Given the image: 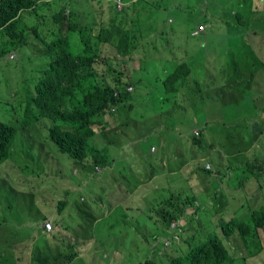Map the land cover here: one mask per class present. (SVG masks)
<instances>
[{
  "label": "trees",
  "instance_id": "1",
  "mask_svg": "<svg viewBox=\"0 0 264 264\" xmlns=\"http://www.w3.org/2000/svg\"><path fill=\"white\" fill-rule=\"evenodd\" d=\"M87 1L84 6L89 11L86 14L90 20L80 16L81 11L77 9L84 8L83 0H0V59L26 47L32 37L43 43L49 55V64L27 100L26 120L13 124L0 120V166L10 160L19 132L31 135V127L35 123L47 120L49 140L58 154L73 160L76 174L82 171L84 179L88 177L94 181L95 175L101 176L103 169L111 170L115 164L108 148L99 149L92 145L91 141L96 136L100 135L112 146L114 138L109 139L108 130L111 127L115 135L123 139L122 143L125 141L122 149V145L118 144L115 148L124 150L132 144L135 154V144L146 134L139 132L143 121L133 124V111L141 120L153 118L156 123L163 119L164 125L156 135L164 159L165 153L166 161L168 156L184 159L180 166L175 165L182 169L181 172H168L167 169L174 170L176 167L166 168L163 164L168 181L166 186L173 183V187L179 186L178 190L170 187V196L161 198L160 202L153 199L154 204L159 202L158 214L163 218L158 220L163 222L165 229L179 234L184 229L183 240L174 246L177 250L184 247L187 253L182 259L172 258L170 264H234L238 262L239 250L233 251L228 244H224V239L229 240L236 235L241 245L248 249L250 257L260 256L264 251V242L260 237V232L264 230V192L259 193L258 199L253 195L252 202L246 203L247 214L241 212L240 217L230 222L220 220L219 225L213 226L215 221L211 207L216 212L218 208L206 199L211 193L203 180L214 185L215 198L220 200L225 193L222 180H226L230 189L236 187L235 181L229 178L226 166L239 169L242 175L255 180L264 190V154L260 146L254 148V159L246 163H240L234 153L236 148L258 143L261 130L258 124L249 125L246 109L252 110V118L256 101L248 88L251 90L256 84L255 74L264 69V64L255 52L244 49V37L259 35L254 32L256 30L264 31V0H241L239 4L233 1L229 5L220 0H198L188 8L178 6L175 11L180 17L176 26L179 34L177 42L184 47H178L183 49V58L177 62L157 58L158 47L150 35L151 14L154 10L170 11L167 6L169 0H92L101 5L99 11L95 8L96 16L91 12L94 7ZM110 3L112 21L105 24L99 20V12ZM146 18L148 35L141 39L138 35L143 33L139 29L143 25L141 21ZM152 20L155 27L152 33H155L154 15ZM170 23L172 26L176 24L173 19ZM217 24L230 25L217 34L214 32ZM46 26L48 34L41 38L40 28ZM74 35L80 40L77 49L72 45ZM75 42L76 39H73V44ZM136 51L147 54L141 60L139 69H133L130 62L133 63ZM151 71H157V75L164 78L154 83ZM10 103L13 104L11 100ZM236 107H241V111L236 112ZM238 119L243 120L242 123L228 127ZM212 120L216 122L219 134L215 132V127H209ZM178 121L182 128L175 133L174 126ZM159 127L152 125L149 129L155 132ZM215 134L220 142L215 146L220 147L222 152L215 159L218 163L213 160L210 162L211 169H205L206 164L203 166L202 163L207 159V151L213 147L207 141L214 143L212 137ZM228 153L234 161L227 160ZM16 180L19 185L25 182L24 177L19 175ZM115 182L112 186H105V191L119 189L121 184ZM122 182L128 181L124 179ZM119 192L123 196L124 193ZM243 192L249 194L246 188ZM53 203L58 206V212H62L67 203L71 207L78 205L68 199H54ZM83 208L78 206L81 211ZM93 215L88 214L92 221L69 229L81 232L82 240L84 233L95 230L99 219ZM28 218L29 215L15 218L13 222H26ZM151 219L156 220L155 216ZM181 220L185 221L184 227L179 225ZM202 221L215 227L212 234L204 233L208 236L206 242L196 245L189 238L185 239L188 227L192 228L194 222ZM7 224L0 223V228ZM9 227L12 228L11 225ZM5 240L9 241L10 236L3 232L0 246ZM187 248H190L189 251ZM90 250L91 247L86 244L84 250L73 247L71 251L76 252L75 258L68 254L69 250L56 258H51L49 253L33 252L32 264H73L74 260ZM262 259L264 264L263 254ZM143 264L158 263L152 258Z\"/></svg>",
  "mask_w": 264,
  "mask_h": 264
},
{
  "label": "rangeland",
  "instance_id": "2",
  "mask_svg": "<svg viewBox=\"0 0 264 264\" xmlns=\"http://www.w3.org/2000/svg\"><path fill=\"white\" fill-rule=\"evenodd\" d=\"M83 7H77L80 12V16L90 20L86 13H89L85 8V1L83 0ZM135 1V0H134ZM198 0H169L167 4L170 11L165 10H154L151 14L150 20V35L156 41L159 55L157 58H164L168 60L178 61L183 58V49L178 47H184L177 42L178 28L180 17L175 13L178 6H184L185 8L195 4ZM226 5L236 1V4L241 3V0H220ZM82 2V1H81ZM79 2V3H81ZM88 4L93 6L91 9L93 16H96L99 11L100 3L97 1L88 0ZM112 3L107 4L101 13L99 12V20L105 24H109L112 21L110 14V7ZM72 8V7H69ZM235 9V5H234ZM154 15L156 31L152 16ZM173 19L176 24L170 23ZM37 23H40L37 21ZM142 28L139 29L142 35H138L141 39L148 35L145 26L147 25V18L141 21ZM231 23V21H230ZM153 24V25H152ZM230 25V24H229ZM228 24H217L214 28L215 33H222L223 29ZM196 26V24L194 25ZM176 28V29H175ZM48 27L40 28V37L44 38ZM175 29V30H174ZM173 30V31H172ZM73 39L76 42L73 44ZM219 42V38L216 39ZM194 41V40H193ZM80 42L77 35L72 36V45L74 49H77V43ZM143 44V43H142ZM1 46V38H0ZM108 48L106 49V51ZM158 53V52H156ZM147 54L144 51H136L133 55L134 61L131 65L133 69L140 68L141 60L146 58ZM14 57V59H12ZM129 58V57H128ZM12 59V60H11ZM222 60H220L221 62ZM49 64L48 49L44 47L43 43L32 37L30 44L26 47L13 51V53L7 54L5 58L0 59V120L7 124H13L19 120H26L27 112L26 105L27 100L30 97V93L33 91L35 84L42 77L44 68ZM246 64V68L248 67ZM218 66V64H216ZM151 79L154 83H157L159 79H163L157 75V71H151ZM257 85L254 87L256 94L254 99L256 102L264 99V96L260 95L261 90L264 92V75L256 76ZM237 97V94L234 93ZM253 98V97H252ZM10 100L13 104L10 103ZM242 103V102H241ZM231 107V106H229ZM233 108V107H231ZM264 108V106L262 107ZM261 108V109H262ZM234 109V108H233ZM241 107H236V112H240ZM252 110L246 109L247 122H250V113ZM255 113V110H254ZM130 115V111H128ZM133 124L140 123L139 132L146 134L142 139H139L135 144L137 152L133 154L132 144H129L124 150H121L124 145L123 139L117 137L113 132L114 129L109 127V139H113V145L108 144V140L101 138L100 135L96 136L92 141V145L99 149L108 148L109 153L112 157H115V164L121 165L126 168L122 172L116 167L111 166V174L109 168L102 170L101 176L95 175V180L90 181L82 177L84 173L79 171L78 174L74 171L73 160L66 155L58 154L56 147L49 140V133L47 126L49 122L47 120H41L39 123H35L31 128L33 131L31 135H24L19 132L17 139L12 148V156L9 161L4 165L0 166V223H12L15 218H25L27 215L30 216L26 221L31 222L33 217L43 215L46 210V205L50 198L70 201H76L77 206L72 207L71 210L61 216L60 225L64 229L78 228L82 223H88L92 221V218L88 214H94V218L99 219L95 224L94 231H88L84 233L82 237V244L90 246V252H86L85 259H76L73 264H143L147 263L148 260L154 258L158 264H170L172 258L182 259L187 253L186 249L182 247L177 250L174 246L175 243H179L183 240L182 228L181 233H170L168 228L165 229L164 224L158 218H163L158 214L160 206L157 203L160 202L161 198L164 199L166 196H170L168 188L171 186H154L148 184V181L141 180L139 188V199L123 200L122 196L117 195L114 188L108 189L105 193V186H112L116 184L115 180L119 182V190L123 193L130 191V189L122 184L123 180L130 183L135 182V177L138 179V170L141 175L147 177L153 173H162L163 160L166 161L162 150L160 149V143L157 141V132L163 127V119H159L154 123L155 119H140L136 117L133 111ZM260 117L264 119V112L260 113ZM205 118V117H204ZM147 120V121H145ZM153 122H152V121ZM243 120L238 119L232 121L228 127H233L238 123H242ZM185 125L187 118L184 119ZM153 123V124H152ZM152 125H159L157 131H150ZM199 127V125H198ZM209 127H215V132L219 134L220 130L216 127V122L212 120ZM182 128V124L178 121L175 122L174 131ZM259 133L257 144L262 149L264 154V126ZM215 142L207 141L212 147L211 151H207V159L202 163L205 165V169H211V163L213 160L218 163L215 159L218 158L221 148L218 145L219 136L215 134L212 137ZM211 139V138H209ZM116 144L122 145L121 149L115 148ZM159 144V145H158ZM256 143L250 147L241 148L244 153H251L254 156V148ZM114 149L116 152H114ZM209 150V149H207ZM171 153V151H170ZM172 154V153H171ZM113 159V158H112ZM184 161L183 158H175L171 156L167 161L170 167L180 166ZM209 162V163H206ZM23 167H27L26 169ZM172 172H181L182 169L171 170ZM135 175V177L133 176ZM19 175L24 177L25 182L19 185L16 180V176ZM109 177V178H107ZM225 183V192L228 194L230 186L227 185L226 180H222ZM207 188H212V183L206 185ZM179 186L173 187L172 190H178ZM47 200H45V199ZM81 199L84 200L81 203ZM153 199H157L159 202L152 206ZM129 207L124 209L121 206L118 209L112 210L110 213L107 212L109 208L114 205L126 203ZM138 204V205H137ZM78 206L85 207L81 210ZM58 207V206H57ZM58 209V208H57ZM51 210V209H50ZM87 212V214H86ZM212 216L215 214L216 209L211 207ZM155 216V221H152L151 217ZM24 222L22 220H18ZM17 221V222H18ZM157 221V222H156ZM139 222V226L137 225ZM37 223L43 225L42 219H37ZM181 227H184L185 221L179 222ZM175 227V224L171 225ZM215 227L210 224H206L205 221L194 222L192 228L188 227L187 233L184 236L185 239H190L191 243L201 245L206 242V232H214ZM262 241L264 242V230L261 232ZM224 244H228L224 240ZM229 247L235 251L241 246L239 241H236L232 246ZM68 249H66L67 251ZM68 254L72 258L77 255L76 252L69 250ZM28 255V252H24V256ZM264 256V252H263ZM255 261V260H253ZM254 263V262H253ZM252 263V264H253ZM263 264V259L259 261ZM21 264H27L23 262ZM234 264H241L235 262Z\"/></svg>",
  "mask_w": 264,
  "mask_h": 264
},
{
  "label": "crops",
  "instance_id": "3",
  "mask_svg": "<svg viewBox=\"0 0 264 264\" xmlns=\"http://www.w3.org/2000/svg\"><path fill=\"white\" fill-rule=\"evenodd\" d=\"M254 32H256L259 35L252 34L251 37H244V41H245L244 49L245 50L249 49L255 52L257 54L258 59L264 64V31L256 30ZM261 74L264 75V69L257 72L255 74V77ZM257 83L258 82H256V84H254L253 86L257 85ZM248 90L250 91L254 99V96L256 95V94H252L255 90L254 87L251 90L248 88ZM256 91L260 92L261 96H264L263 91L261 90H256ZM263 106H264V99L255 102V108H256L255 115L252 116V118L250 119L251 125L258 124L259 129H261V127L264 126V119L260 117V113L264 112V108H262ZM262 130L263 129H261L260 132ZM258 137H259V133H258ZM256 146H258L257 143ZM243 147H240V149L236 148L234 150L235 156L239 159L240 163L242 162L246 163L253 160L255 156L251 155V153L249 154L244 153L241 149ZM254 155H255V150H254ZM112 158L116 159L115 157ZM227 160L231 162L234 161V158L228 153ZM5 163H3L2 165H4ZM163 164L166 166V168L170 166L167 161H164L161 166L162 173H155V174L153 173L150 178H148V176L145 177L143 175L139 177L140 171L138 170V177H139L138 179H136L135 175L133 174V176L135 177L134 183L123 182L122 184L126 185L130 189V191L124 193L122 199L128 200L129 197V199L131 198L138 200L140 195L138 191L141 185V180H146L148 181V184H152L156 187L165 186L168 183V181H166L167 180L166 169H164ZM113 166H116L120 170V172L124 169V167H122L121 165L113 164ZM224 167L228 169L227 171L229 172V178H232L235 181L236 187L233 190L229 189L228 194L225 192L224 195L220 198V200H217L215 198V189L213 187L212 188L206 187V185L210 184V182L203 180V183L207 191H210L211 193V195L208 196L206 199L209 200L210 203L215 204L218 208L216 214L212 216V218L215 221L212 222L213 226L219 225L220 220H225L230 222L233 219H236L237 216L240 217L241 212L247 214V210L245 209L246 203L249 201L252 202L253 195L256 196L258 199L259 193L264 192V190L261 189L263 188V186L261 187L255 180L251 181L249 177L242 175L239 169H232L226 166ZM110 174H111V170H110ZM244 188H246V190L249 191L248 195L243 192ZM114 190L116 191L117 195L121 196L118 187L114 188ZM107 191L108 190L104 192L106 193ZM53 200H54L53 197L48 200V203L46 205V210L48 212H45L43 215L39 217L35 215L31 222L18 221V223H15L12 221V223H9L5 227L0 228V235L3 232H5L10 236V240L9 241L5 240L2 246H0V264H21L23 262H27V264H32L33 252H38V251L49 253L51 254V258H56L61 253L65 254L66 249L71 250L73 247H77V249L79 250H84L85 245L81 243L82 240L80 238L81 232H73L71 229H64L60 225L61 216L67 214L72 207L67 203L65 206H63V211L58 212L57 205L56 203H53ZM81 201L84 202L83 199H81ZM121 206H124V209L129 207L126 202L123 204L112 206L107 210V212L110 213L112 210L118 209ZM37 219H42L43 225L38 224ZM47 222L52 223L53 226L52 231H48L45 228V224ZM138 224L139 222H137V225ZM10 225L12 226V228L9 227ZM210 233L212 234L213 232ZM236 236L237 237H231L229 240H226L221 236L218 237L224 239L228 244L232 246L236 241H239V243H241V241L238 239V235ZM260 237L262 240L261 234ZM187 249L189 251L190 248ZM237 250H239L238 262H240L241 264H252L253 262H254L253 264H260L259 261L262 260V254L264 252L263 251L260 256L250 257L246 246L243 247L241 245ZM233 251H235V248L233 249ZM24 252H28V255L24 256ZM244 258H247V260L243 261ZM78 259L84 260L85 255L79 257Z\"/></svg>",
  "mask_w": 264,
  "mask_h": 264
},
{
  "label": "built area",
  "instance_id": "4",
  "mask_svg": "<svg viewBox=\"0 0 264 264\" xmlns=\"http://www.w3.org/2000/svg\"><path fill=\"white\" fill-rule=\"evenodd\" d=\"M45 228H46L48 231H52V228H53L52 223H51V222H47V223L45 224Z\"/></svg>",
  "mask_w": 264,
  "mask_h": 264
},
{
  "label": "clouds",
  "instance_id": "5",
  "mask_svg": "<svg viewBox=\"0 0 264 264\" xmlns=\"http://www.w3.org/2000/svg\"><path fill=\"white\" fill-rule=\"evenodd\" d=\"M178 259V258H177Z\"/></svg>",
  "mask_w": 264,
  "mask_h": 264
}]
</instances>
